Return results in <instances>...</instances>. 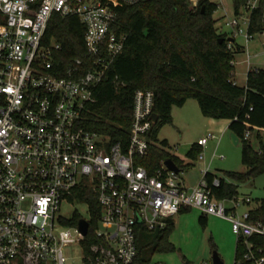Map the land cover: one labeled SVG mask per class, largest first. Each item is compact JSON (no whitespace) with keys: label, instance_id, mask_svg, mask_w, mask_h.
<instances>
[{"label":"built area","instance_id":"built-area-1","mask_svg":"<svg viewBox=\"0 0 264 264\" xmlns=\"http://www.w3.org/2000/svg\"><path fill=\"white\" fill-rule=\"evenodd\" d=\"M140 1L0 0V264H66L67 247L78 249L75 264H134L138 226L165 228L184 207L230 220L246 246L245 259L264 264V256H256L261 249L254 250L250 241L264 234V221L251 220V208L238 210L250 198L214 197L207 168L189 188L184 170L176 172L165 160L154 170L139 163L153 143V90H136L128 138L113 141L83 126L97 101V87L128 40L114 27L119 9ZM259 4L248 0L226 18L231 37H252L251 14ZM54 14L83 22L88 63L78 58L65 68L57 61L61 44L46 38ZM246 62L248 72L259 68L249 52ZM232 74L238 83L235 69ZM115 81L123 84L118 77ZM258 136L264 141V126L244 133V139L260 143ZM214 137L209 133L198 144L204 148ZM213 183L219 185V178ZM83 185L96 193L100 210L97 224L92 223L90 206L82 202L88 207V216L82 217L87 233L80 220L71 224L72 217L61 214L64 202L78 201L75 191Z\"/></svg>","mask_w":264,"mask_h":264},{"label":"trees","instance_id":"trees-1","mask_svg":"<svg viewBox=\"0 0 264 264\" xmlns=\"http://www.w3.org/2000/svg\"><path fill=\"white\" fill-rule=\"evenodd\" d=\"M247 1L233 0L234 13L238 14ZM218 8L219 4L212 0H199L197 5H193L192 0H141L121 7L114 27L118 32L127 33L128 40L124 51L97 87V101L86 114L83 126L106 133L113 141L128 138L134 94L137 89H151L155 92L154 111L159 119L153 123L150 133L153 140L150 154L139 163L154 170L161 161L173 158L185 170L192 163L183 165L182 160L165 149L168 141H160L158 134L163 125L173 121L174 106H182L188 99L195 98L204 115L229 119V130L241 139L246 171L226 170L221 175L206 173L212 195L218 199H232L238 196L240 183L264 174L262 137L258 136L261 151L252 140L244 139L247 128L264 126V68L250 70L244 86L233 81L232 61L245 49L235 37L219 29L214 16ZM85 31L78 17L53 15L46 38L61 44L57 57L60 65L68 68L78 58L90 61L91 55L84 43ZM249 32H264V0H260L259 7L251 14ZM116 77L123 84L117 85ZM202 150L200 144L194 143L188 156L198 160ZM216 177L219 185L213 183ZM74 198L89 204L92 223L97 224L100 210L96 193L83 185L76 189ZM82 217L75 213L68 223L77 224ZM250 219L264 221V198L258 199L251 208ZM200 221L205 225L208 217L203 214ZM174 228V220L154 231L138 226V253L134 264H153L154 253L173 250L170 234ZM250 241L254 250L261 249L256 256H264V234L256 233ZM245 251L243 240L238 239L235 264H252L245 259Z\"/></svg>","mask_w":264,"mask_h":264},{"label":"rangeland","instance_id":"rangeland-1","mask_svg":"<svg viewBox=\"0 0 264 264\" xmlns=\"http://www.w3.org/2000/svg\"><path fill=\"white\" fill-rule=\"evenodd\" d=\"M219 4L214 16L217 25L223 32L232 33V28L226 24L227 17H234L233 0H212ZM225 16V17H224ZM236 40L245 46L246 51L236 54L235 73L239 85L244 86L247 81L248 52L252 56L254 67L264 68V32L252 34L248 40L245 34H238ZM173 121L163 125L159 130V140H167L165 149L172 155L180 156L188 161L190 147L202 137L212 133L207 146L202 150L205 162L210 171L219 175L224 171H246L243 163V145L235 144L231 132L227 130L229 120L226 118L208 117L203 114L197 99L190 98L182 106H174ZM225 127V129H223ZM159 145L160 142H157ZM252 144L259 146L258 140L252 138ZM179 158V157H178ZM203 160H195L186 169L185 183L189 187L196 186L202 179ZM238 199L250 198L251 203H242L239 211L243 212L256 205L258 199L264 198V174L245 183H240ZM231 202H228L230 205ZM75 213L88 216V207L81 201L70 204L64 202L61 214L72 217ZM204 213L196 207H190L174 216L175 228L170 234V241L175 248L170 251H158L152 255L153 264H213V253L217 251L225 264H235L238 237L233 231L230 220L216 215H207L208 221L204 225L200 217ZM66 264H75L73 258L78 249L67 247L64 250Z\"/></svg>","mask_w":264,"mask_h":264},{"label":"water","instance_id":"water-1","mask_svg":"<svg viewBox=\"0 0 264 264\" xmlns=\"http://www.w3.org/2000/svg\"><path fill=\"white\" fill-rule=\"evenodd\" d=\"M231 38H233V37H231ZM153 119L155 122L158 121L159 115L157 112L153 113ZM230 134H231L232 141L235 144H238L241 140L240 137L233 131H231ZM165 162L171 169L175 170L176 172H180L181 168L179 167V165L175 162V160L173 158H168ZM79 226L84 233H87L88 222L85 219H83V218L80 219ZM213 264H225L224 260L222 259V257L219 255V253L217 251H215L213 253Z\"/></svg>","mask_w":264,"mask_h":264},{"label":"crops","instance_id":"crops-1","mask_svg":"<svg viewBox=\"0 0 264 264\" xmlns=\"http://www.w3.org/2000/svg\"><path fill=\"white\" fill-rule=\"evenodd\" d=\"M240 45H241V44H240ZM242 46H243V45H242ZM244 49H245V46H244ZM228 120H229V119H228ZM230 122H231V121L229 120V123H228V126H227V130H228V131H230V130H229ZM225 127H226V126H224L223 129H225ZM230 132H231V131H230ZM204 137H205V136H204ZM202 138H203V137H202ZM202 138H201V139H202ZM199 140H200V139H199ZM208 142H209V141H208ZM197 143H198V142H197ZM239 143H240V142H239ZM207 144H208V143H207ZM206 146H207V145H206ZM206 146H205V147H206ZM205 147H204V148H205ZM190 148H191V147H190ZM204 148H203V149H204ZM189 150H190V149H189ZM178 157H179L180 160H182V162L185 161V164L193 163V162L195 161V160H193V159L190 158V157H188V159H187L188 161H186L184 158H182V157H180V156H178ZM201 162H203L202 169H203V168H205V169H206V168H207V169H210L208 163L205 162V160H203V161H201ZM185 171H186V169L184 170V174H185ZM208 171H210V170H208ZM210 172H212V171H210ZM213 173H215V172H213ZM184 174H183V175H184ZM183 177H184V176H183ZM184 180H185V178H184ZM188 187H189V186H188ZM192 187H193V186H192ZM189 188H191V187H189ZM206 216H207V215H206ZM173 220H174V222H175V219H173Z\"/></svg>","mask_w":264,"mask_h":264}]
</instances>
